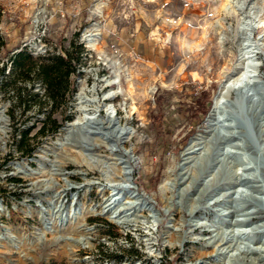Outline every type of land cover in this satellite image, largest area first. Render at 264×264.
<instances>
[{"label":"rangeland","instance_id":"374dc122","mask_svg":"<svg viewBox=\"0 0 264 264\" xmlns=\"http://www.w3.org/2000/svg\"><path fill=\"white\" fill-rule=\"evenodd\" d=\"M222 1L0 0V264H264V0Z\"/></svg>","mask_w":264,"mask_h":264},{"label":"bare ground","instance_id":"6f19581e","mask_svg":"<svg viewBox=\"0 0 264 264\" xmlns=\"http://www.w3.org/2000/svg\"><path fill=\"white\" fill-rule=\"evenodd\" d=\"M232 1L233 0H223L222 1V4L220 6V11L222 13H225L226 15H232V14H234L235 11L233 10V8L231 6ZM97 43H98V39L93 40V41L89 42V47L95 48L97 46ZM244 75H245V71H244V68H242L239 71V73H237V77H236L235 81L236 82H240L241 79H242V77ZM226 79H228V77ZM224 82H226V81H224ZM219 102H220V98H217V99L214 100L213 107H212L211 112H210V115H209V117L207 119V122L208 123H207V127H206V132L214 135V137H217V135H218L217 132H219V128H223L224 129V137L227 138L228 140H233V139L236 138V135L239 134V127L235 124V122L231 118H228V117L222 115L221 110L220 109L219 110L217 109V106H218ZM263 121H264V119H263ZM73 126H74V124H68L63 129V132L64 133H68L72 129ZM202 143H200L196 139L191 140V142L189 144L190 147L188 149H186L182 153V156L185 157L184 160H186V161L191 160L192 159V155H196L197 152L200 151V148L199 147L202 145ZM236 146H239L238 143L236 144ZM59 157H60V159L63 160L65 156H59ZM78 160H79V163L78 164L82 165L83 160H82L81 156L78 157ZM87 161H89V159L88 158H85V162L86 163H87ZM129 162H128L129 164L133 163L131 160ZM14 166H15V168L17 170H24V171H25V169L28 170V166L27 165H23L22 166V165H17L16 164ZM129 169L132 171V166L129 165ZM23 174L25 176L32 175V173L27 174V175L25 173H23ZM131 174L132 173L129 172L127 176L130 178L131 177ZM193 179H195L193 176H191V177L190 176H188V177L187 176H184L183 179H182V181H183V183L189 182L191 184L193 182ZM251 179L252 178H250V182H251ZM127 189H129V188H127ZM137 199L141 200L140 203L142 205H144V206H148L149 205V199L146 198V197H144L143 195H138ZM254 215H256V216L250 218V220H255V219H260V218L263 219V217H264V215L261 212H257ZM231 216L232 217H236L237 214L235 212H233V213H231ZM256 229H259V227L256 228ZM180 242H182V241H180ZM250 264H256V262L255 263H250Z\"/></svg>","mask_w":264,"mask_h":264},{"label":"trees","instance_id":"16d2710c","mask_svg":"<svg viewBox=\"0 0 264 264\" xmlns=\"http://www.w3.org/2000/svg\"><path fill=\"white\" fill-rule=\"evenodd\" d=\"M58 63L60 65H64V64H69L70 62L67 59L59 58L58 59ZM3 69L1 70L2 72L4 71ZM48 84H51V83L49 82ZM201 97L203 98V102L196 101V104H197L196 111L201 113L203 116H206L208 111H209V106H210V93H205L204 92V93H202ZM159 104H160V102L158 103V105Z\"/></svg>","mask_w":264,"mask_h":264},{"label":"water","instance_id":"95a60500","mask_svg":"<svg viewBox=\"0 0 264 264\" xmlns=\"http://www.w3.org/2000/svg\"><path fill=\"white\" fill-rule=\"evenodd\" d=\"M226 82H224L223 84H225Z\"/></svg>","mask_w":264,"mask_h":264}]
</instances>
